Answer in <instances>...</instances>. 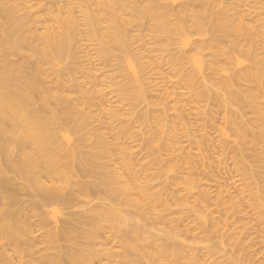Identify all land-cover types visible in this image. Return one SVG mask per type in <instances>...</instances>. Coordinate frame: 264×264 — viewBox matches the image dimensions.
Instances as JSON below:
<instances>
[{
    "label": "bare ground",
    "instance_id": "bare-ground-1",
    "mask_svg": "<svg viewBox=\"0 0 264 264\" xmlns=\"http://www.w3.org/2000/svg\"><path fill=\"white\" fill-rule=\"evenodd\" d=\"M166 1L168 0H97V1L95 0H71V2H76V5L80 6L79 9L81 10V14H82V20L80 19L82 22L81 25L83 26V28H85L84 32H86V36H87L86 38H88L87 40L88 41L90 40L91 42L94 41L93 44L97 42L96 45L98 46L97 47L98 53L99 55H101L99 57L100 58L102 57L106 61V59H110L111 55L113 57L114 52L120 51L122 54L123 53L125 54L126 59L129 61V64L132 67L134 66V64L136 66L138 65L137 68L138 69L140 68L141 71L144 70L143 69L144 63H141L140 61H138L139 58L133 59L135 58L136 55L135 53H134V56L133 54H131L130 46L132 44H130L131 39H129L131 28L139 24L138 20L145 19V18L146 20L148 19L147 21H149L150 23L149 24L150 26L148 28L155 35L160 36L163 34H170V35H179L181 37H185V34L189 28V26H187V23L190 22L191 24L190 26H192L190 28L194 27L196 32L199 33L200 36L201 35H211L210 36L211 38L209 41H206V42L203 41L202 42L203 44L202 45L200 44L202 47L209 45L210 43H217L218 46H225L224 44H227V41H229L232 37H234L235 34H241L247 37L250 34L248 30L243 28L241 25L235 26V28L234 26H232L233 27L232 28L230 25V23H232L230 21L231 18L228 17L229 14L228 15L226 14L227 10L224 11L221 9V11L214 12L213 6L210 5V0H190V3L183 10L175 14L171 13L172 10H170ZM217 1H220V0H217ZM0 6L2 7V10L0 11V264H33V263L34 264H182L184 263L181 260H184V261L188 260L187 261L188 264H201L202 260L200 262L197 256L195 257L190 256L189 259H187L188 257L187 255L189 253V252H186L187 249L185 250V247L182 246L183 244L180 245L181 243L179 242L176 243V241L182 237L181 233L183 234V232H185V234L187 233V235L188 234L190 235L189 236V238L191 237L190 240H193V238H196V237H193L194 233H192V230L195 229L196 227L193 228L194 226L193 227L191 226L192 229H190L188 226H187L188 228L184 227L185 222L187 221L186 220L185 222L183 221L184 226L179 228L177 225L180 223L175 224L178 218L177 219L174 218L175 220L174 219L167 220L168 218H166L167 216L164 214L167 212L166 211L167 209L169 210L171 209L167 203L169 202V200L166 199L168 198L169 195L171 196L172 199L176 200L175 204L176 203L177 204L175 206H180L181 204H183V201L185 203L187 201V200H181V198L179 199L180 194L175 196L177 192L181 191L180 189H178V187L176 188L178 191L175 194L174 192L176 191V189L174 191V189L172 188L173 195L170 194L171 192L169 193L168 191L167 196H166V191L170 190L171 187H176V185L180 184V182L183 184L182 187L186 185L185 189L188 186L190 187V185L193 187L196 183H198L196 182L197 178L194 179L195 177L193 176H195L196 174L199 175L198 172L202 170V169L200 170L201 167L199 168V166L197 168L194 167V165H196L195 164L196 162L195 163L191 162V158L193 157L190 155L192 153L189 155V153H187L188 150L184 152L185 150L182 151L181 149H178L180 147H177V150H175L176 145L174 146L173 144L174 149H172L171 146L169 145L170 143L169 141H171V137L173 136L171 135L169 136L167 134L166 128L167 129L172 128V127L170 128L169 127L170 125L168 126L167 124L170 123L171 125H173L171 122H173L174 120H178L179 122H181L182 121L181 119H183V114L177 113L179 112L177 111V112H174L175 113L174 115H171V116L169 115L170 116L169 117L165 113L167 111H164L166 110V108L160 111H154L156 109L153 110L151 108L152 106L156 105L157 107H159L161 106L160 103H163V105H165L166 101L164 100L165 102L163 101L161 102L162 100L161 97L160 98L157 97L156 94L154 95V93H152L153 95L152 97L156 96V101H152L153 99L150 100L148 98L149 95H145L146 91H143L142 89L137 90L138 88L136 89L137 92L133 93L132 95L131 94L132 92L128 90L130 87L127 86L128 87L127 88L125 86L126 84L124 85L125 87L123 85H120L122 86V88L124 87L126 88L125 90L130 92V93L129 92L126 93V91L123 88V90L125 91L123 93L129 94V95H126L128 97V100L130 101L132 99V101H130L131 106H134L133 103L134 102L136 103L137 100L140 103L142 102L140 100H143L142 103H145V105L143 106L147 108L146 111L142 110V114H140L139 116L136 115L135 113V115L138 116L136 117L137 120H139L142 123L139 125L141 126L144 125L145 126L144 128L146 127L149 128V126L152 127V125L150 124H153V123H154L153 124L154 126L157 124L160 125V126L157 125L158 127L155 126L157 128L155 131H154V128L153 130L149 128L151 129L152 132L150 133V130L148 129L147 132H149L150 135L146 136L147 135L146 134L145 135L146 138L145 136L143 135L141 136L140 134L141 138L144 137V139H141L143 142L141 144V141H140L139 144L145 146V148L146 147L153 148V150H151L153 153V156L154 155L156 156L157 154V158L154 159L155 161L154 164L159 167L161 166L162 170H163L162 165H165L166 163H169V164L173 163L170 165L171 168L169 167V169L173 170L172 168L173 166L175 168L174 172H177L176 173L178 175L177 178H179V183H177L178 181H175V179L177 180V178H175V174H174V178H169V179L175 181L176 183L175 186H174V183H172V186L168 185L169 186L168 189L163 191V188H162L163 186L161 185L162 190L159 189L158 191L157 190L155 191V189L153 190L154 187H152L151 185V180H154V176L151 175L153 178L150 177L148 173L146 172V170L148 169H144L147 166H149L150 168V165L145 164L147 165L146 167L142 165V167L139 168V169L141 168L142 169L137 170L135 166L140 160L137 161L138 159L135 158V156L139 152L137 154H134V152H132L131 150L132 148L130 149L131 146L127 147L128 146L127 144H126L127 146L123 145L125 144L122 141L123 138H125L123 137V135L129 133L128 131H130L129 130L130 126L127 127L128 126L127 125V126H122L125 128H122V129L120 128L121 129L120 132L118 131L119 136H120V133L121 134L123 133V135H121L123 138L120 137L122 140L119 139L120 141L118 143L114 142L116 140L113 141L115 145L112 146L114 148L111 151L109 149L110 147H108L109 145L106 146V144H109V143L105 142L106 143L105 144L102 137H98L97 142L95 143L93 142L94 144H92V146L91 145L86 146L85 143L88 139L86 135L84 136L80 135L75 140H71L70 136L67 134V132L71 130L74 131L76 134L80 133L87 122V118L84 115L85 113L82 112L78 108L79 107L78 104H75V102L78 101V99L74 100L71 97L72 99L71 101V99L69 98L70 95L66 96L65 93H63L64 95H61L60 93H58L61 91L60 89L61 87L63 88L64 83H66V81H71L70 72L71 74L73 72L70 70V68L60 69L57 66H60L61 63L64 64L65 60L73 59V56L75 55V53L73 54L71 51L74 50V48L72 47V44L74 43V40H76V37H78L77 29H79L81 26V25H78V22H76L78 18L75 20L73 14L71 13V11L69 12V10L67 13H65L63 10L60 13V10H57L58 9L57 8L56 13L54 12V14H52L51 11L50 13H48L52 15L49 17L53 19L54 21L53 23L55 24V26H51L53 25L52 22L50 26H47L49 24H47L46 26L45 24L40 25L42 26L43 30L39 31L38 30L39 28L37 25L40 22V20L37 21V18L34 15H32L30 8L32 9L33 7L26 5V0L25 1L24 0H0ZM60 9H62V7H60ZM46 10H49V9H46ZM186 13H189V15H186ZM187 16L190 18L189 21H187L186 19ZM172 18L174 19L175 23H172ZM41 22L42 23L40 24L44 23V21H41ZM140 28H142V26L139 27V29ZM218 31H220L221 35L216 36V33ZM185 42L186 44L190 43L189 39H185ZM196 43H197V48H194V49L199 50L200 48V47L198 48L199 44L198 42ZM199 43H201V41ZM242 46H243L242 44L240 45L238 43H235L232 46V50H234V52L237 51L238 53H240L243 51ZM193 47H196L195 43ZM229 53L230 52L224 51V54H225L224 63L226 66H229V67L232 65V67L230 68L232 70L233 63H232L231 57L229 56ZM10 56H14V57L16 56V57L21 58L20 59L21 62L19 63L17 62L18 64H15L16 62L15 61L13 62L12 58H11V61H12L11 62L9 58ZM252 64H253L252 66L243 68L238 72H234V74L227 77L226 79L218 80L217 87L227 93V97L224 98L221 96L223 107H226V108L228 107L227 110H225L227 111L225 112L226 115L228 114V117L225 116V120H226L225 124L229 123L228 125H231L230 124L231 121L236 120V122L234 123L235 129H233L236 134H233V135H236V138H237L234 141L236 142V144H233L232 142V144L235 147L230 148L229 146V148H225L226 149L225 150L223 147L226 146L228 142L226 144L223 143V145L224 144L225 145L224 146L220 145V147H222L228 153L230 151L233 152V155H235V158L237 161L236 167H238L237 170L239 169L241 171L240 175L243 174L244 180L247 181L248 187H250L248 189L249 195L247 194V198L249 197L252 202L255 201L251 204L257 206L258 203L261 204V202L262 203L264 202V150L259 149L262 147H259V148L256 147V144L258 143H261V144L263 143L264 145V62L261 63V60L257 59L255 61L254 59ZM45 65H51L53 67L56 66L58 68V69H55L56 67L54 68L55 69L54 74L56 75L55 78L56 80H58L57 82L59 83H56L55 81L50 82L51 80L50 81L48 80V81L52 84L50 83L48 84L45 82L44 77L46 73L43 69ZM209 68L212 70L210 73L211 76L213 75L215 77H216V74L218 75L217 73L218 71H222L223 69H225L224 67L220 66L218 63L213 62V61L211 62V66H209L208 69ZM22 71H24L25 74H23L24 72ZM219 75H220V72H219ZM211 76L209 77L211 80L215 78ZM46 77H48L47 79H49V76L46 75ZM139 79L138 77H136L135 83H132V84H137L141 88L143 80L141 81ZM165 79H168V78H165ZM130 84L128 83L127 85L131 86ZM66 86H68V84ZM78 86L76 87L74 85L75 88L73 87V89L75 91H78V89H80V87L78 88ZM234 86L240 87L239 92L233 89ZM70 87H68L70 92H68L69 91L68 88L63 91H65L66 93L68 92L67 94L74 92V91H71ZM169 88L171 89V87ZM134 89L135 87L133 88V90ZM172 89H175V88L172 87ZM80 90H82V87ZM80 90L78 93H81ZM199 91L197 93L204 95L206 92V95H208V92L205 90L201 89V91H203L204 94L203 92L200 93ZM82 92H83L82 98L81 96L79 98L80 101L84 102L83 98L84 100H86V98H89V99L92 98V96L91 97L88 96L90 94L86 93V91L85 92L82 91ZM152 92H154V90H152ZM115 93L117 94V92ZM150 95H151V92H150ZM146 99H149V100L147 101ZM165 99H167V96ZM168 99H170V97H168ZM122 101H123V98H122ZM146 102L147 103L150 102L151 105L147 104ZM153 102H158L159 106ZM78 103L80 102L78 101ZM148 106H151L150 108L152 110L148 109ZM246 108L248 109V112L246 111L247 110ZM243 109L247 113L251 114L253 117L251 119L250 118L248 119L247 113L245 111H243V113L241 112ZM117 111L114 110V108L109 109L107 115L111 119L110 122L116 119H117L116 122H119L120 120L123 123L125 121L128 122L127 120L128 118L125 119L124 117L123 118L125 119V121L121 119L122 117H120V120L118 121V117L124 116V115L121 111L120 112L122 114H120ZM135 115H132V116H135ZM185 116L187 115L185 114ZM106 120L108 121V119ZM137 120L135 119L134 121H137ZM211 120L213 121V118ZM237 120H238V123H237ZM122 122L119 123L120 127L123 124ZM155 122H158V123L156 124ZM179 122L177 124H179ZM208 123H209V120H208ZM175 124L176 123H174V126H176ZM112 127L113 126H111V128ZM143 132L145 131L143 130ZM170 132H173V131H170ZM117 133H116V136H118ZM135 137L139 138V136H135ZM156 137L161 138L163 141L161 140L162 142L157 144ZM207 138L208 139L205 140V142H207L208 140L210 141L209 137ZM176 140H177V137H176ZM121 141L123 142V144ZM177 142H174V143L177 144ZM229 143L231 145V142ZM191 144L195 146L196 145L201 146V141H199V144L197 141H192ZM200 146H199V149H201ZM203 146H205V144ZM206 146H207V143H206ZM190 147H193V146L191 145ZM226 147H228V145ZM145 148L143 147V149ZM196 148H198V146ZM84 149H87V150L85 151ZM194 150L196 149L194 148ZM200 151L202 152V149ZM225 151L223 153H225ZM110 152L111 153L115 152V154L113 155L114 157L110 154ZM164 152H166V155H168V159L166 160H163L162 158V155ZM231 152L229 154H231ZM174 153H178V154H174ZM147 154L149 155V153ZM110 155L114 159L115 157L118 158V159H115L116 162L117 161L119 162V160L122 161L121 165L113 161L118 166L120 165L119 168H115L111 164L113 162L110 161L111 159L109 160ZM223 156L225 155L223 154ZM200 158L202 157L200 156ZM248 159L249 160L251 159L250 161L253 162L252 165H250L249 162L244 163V160L248 161ZM203 160L205 161V159ZM203 160L201 159V163ZM179 163H183V164L185 163L184 166L186 165L189 166V167L187 166L188 176L185 175L186 171L183 168H181V165H178ZM203 163L205 164V162ZM155 165L151 166L153 167L152 169L154 170L159 168V167L156 168ZM209 166H211V164H209ZM209 166L206 165L207 171L208 169L210 168L212 169L213 167V166L212 167H209ZM160 169H158L157 172ZM166 169H164V171ZM213 169L211 170L212 172L211 171H209L210 173L207 172L210 176H212L211 173H213V171H215L216 168L214 170ZM162 170L161 172H158V173H161V175H162ZM179 170H182V172ZM164 171H163V174L167 176V173L165 174ZM203 171H204V168H203ZM145 172L147 173V175L145 174ZM154 172L156 173V171ZM180 172H181V176H183V173H185L184 174L185 177L184 176L181 177L179 175ZM158 173L155 174V179L157 178L156 175L158 176ZM205 173L206 171H204L202 174L200 173V176L201 175L204 176ZM202 176L200 178H203ZM210 176H207V177L209 178ZM159 178L161 179L160 176H158L157 179ZM81 179H87V180L82 181ZM164 179L169 180L168 178H164ZM201 182H200L198 189L202 188L200 187L202 186ZM153 183L154 182H152V184ZM166 183L169 184L168 182ZM159 184L160 183H158L157 185L160 186ZM203 184L205 185L206 183L204 182ZM219 184L218 186L216 185L217 188L221 187L222 189V186L224 185V183L222 184V186L221 184L220 185ZM157 185H155V187ZM158 186H157V189H158ZM164 187L167 188L166 186ZM224 189L227 190V186L225 188L223 187L222 189V192H221L223 193L222 197L224 195V192L226 191V190L223 191ZM215 192L217 193L218 191L216 190ZM186 193L188 194V191ZM193 194H190L191 196L188 195V197L192 198L195 195H197L196 196L197 198L195 200L199 202V203L197 202L198 206L199 205L201 207L203 206V211L205 209L204 207L207 208V206H209L208 205L210 204L209 202H211V204L213 202L214 204L215 198H216V201H217V198H219V194L217 195L213 194L214 200L211 201L210 194H212V192L211 191L206 192L204 189L203 191H200V192L196 191V193L194 195ZM228 194L229 195L231 194V195L230 197L226 198L227 200L220 201V202L217 201V206H215L217 208L211 209L214 211L211 214L216 213V214L222 215L223 213L224 215V210L226 209L225 206L228 205L227 203L233 204L232 201L235 199V197L232 196V193L231 192L229 193V190H227V195ZM20 196H24L27 199L22 200V197ZM165 199L167 201H165ZM241 199H238L239 201L237 200L239 204L241 202L240 201ZM193 202L196 203L195 201ZM242 202L244 203L243 200ZM248 202L249 201L246 202L245 207H248V204L250 203ZM256 202H258L257 205L255 204ZM185 203L184 205H186ZM213 204H212V207L214 206ZM184 205H181V206L185 207ZM218 205L222 207L224 206L223 208L221 207V210L224 209L222 212L221 211L218 212L219 207H220V206L218 207ZM262 205H264V203ZM55 206H59L64 210H69V212H67L68 213L66 217L67 219H64L63 221L65 226L62 229H57L56 227L49 228V225L51 223L48 222L47 216L49 213L55 212V211L53 210L49 212L48 210L49 208L51 207L53 208ZM158 206H162L163 210L158 211L157 210ZM194 206L196 207L195 204ZM194 206L189 204V207L191 208V210L189 207H187V209L189 208L188 210L186 209V207L185 209L187 210V212L189 211L192 212V210L194 212V209L197 212H199L197 208H194ZM261 206H259L258 209L259 211L262 212L261 208L264 209L263 208L264 206L263 207ZM28 207L31 210H33L34 215L32 213V215L30 216V212L29 211H28L29 213L26 212L27 210L26 208ZM226 207H228V209L230 210L229 207H233V206L228 205ZM239 208L240 206L236 208L238 210H235L236 211V213H234L235 220L230 224L232 227L233 225L235 226V221L240 219L241 217L240 215L241 214L244 215L246 213V212L242 213L239 210ZM73 209H76V210L72 211ZM214 209L215 210L218 209V210H216L215 212ZM229 210L227 211V213L229 212ZM245 211H247V209ZM204 212H206V209ZM237 212L239 213V215L237 216V220H236L235 214H237ZM248 212L249 211H247V213ZM249 213H248V216H249ZM175 214H178V213H175ZM263 214H264V211H263ZM64 215L66 216L65 213ZM223 215L221 216V218L217 215L218 217L216 220L212 218V215L209 216L211 217V221H209L210 223L209 225L208 220H206V218H209L208 216L206 218L204 216L198 217L196 213L194 216H197L198 219L202 221V223L207 221L206 223L208 224V225H205L206 223H203V225H201L202 223L201 224L199 223L200 220L199 222L196 223V226L199 224L200 226L199 225L198 226L202 230L201 231L202 233L200 234L204 233L203 235L206 234L205 238L209 237V234L214 231L213 229H216V226L219 225L215 222L216 221L218 222V220L220 219H221L220 222L225 221L222 219L223 217H225ZM32 216H37L39 218L36 224H34V222L31 223L30 219ZM192 216L193 214L191 215V218ZM139 218L141 219L140 222L142 221L141 223H138L139 221L137 219ZM198 219L196 221H198ZM246 220L247 219H245V221ZM178 221H180V218ZM164 222H166V224L168 223V225H170L171 228L165 227L166 229H164L163 227L162 229L159 228V230L158 229H154L155 231L152 230V228H154L152 226H154L155 223L161 224ZM183 222L181 224H183ZM222 223H225V222H221L220 224L223 225ZM32 225L39 227V229H43V230L46 229L45 231L42 230L43 231L42 241L44 240L45 242L43 244L45 245V248H41V249L46 250V246H47V249H53L54 251L52 255L50 254L51 256H49V254L47 255L48 258L46 256H43V257L39 256V260H36L34 259V257H32L31 250L34 249L35 253L33 252V254H36V255H37L36 251L39 250V249L36 250L35 248H33L35 247L34 246L35 240L30 238V235L32 233V228H33ZM226 226H227V222H226ZM231 226H229V228L232 230ZM245 226H244V229H246ZM36 227H34L33 229H35ZM217 229L221 232L218 226H217ZM218 230H215V232H213L214 234H216V236H217V233L218 235L220 234ZM259 231L260 232H258L257 230V232L259 233V236L257 237H260L259 239L261 241H258L259 240L258 239L257 245H259L261 242L263 246L264 226L261 229H259ZM232 232L235 233L234 229ZM249 232L247 234H249ZM221 233L224 235V231ZM226 233H227V230H226ZM39 234L41 235V233ZM200 234L198 235L201 236ZM229 234L230 236L232 235V233H229ZM233 235L235 236V234ZM195 236H197V234ZM230 236H227V239ZM231 239H232V236H231ZM257 241L255 239V243L253 245L251 244L252 242L251 243L249 242L248 245L250 247L252 246L254 247ZM112 243L115 244L113 245L114 247L117 246L119 248L117 252H112V250L110 251L106 248L109 244H112ZM245 243L246 242L243 241L241 244L247 247V244ZM238 244H240V242ZM241 244L240 246H237L234 249H233V246L232 248L230 247V249H232V253H230L231 251H229L231 255L229 257L233 260V262L231 261V263L233 264H245V261L247 262L251 261L250 259L251 256L248 257L249 256L247 255L248 253L247 254L243 253L246 247L243 248ZM192 248L194 249V247H191V250L188 249V251L190 250V252H193ZM250 249L251 248H249V250ZM36 255H35V258H36ZM189 255H192V254H189ZM198 257H199V254H198ZM40 258H42V260L46 258V261H40L41 260ZM115 258L117 260H114ZM26 259H29L28 260L29 262L26 261ZM179 261H181L182 263Z\"/></svg>",
    "mask_w": 264,
    "mask_h": 264
},
{
    "label": "rangeland",
    "instance_id": "rangeland-1",
    "mask_svg": "<svg viewBox=\"0 0 264 264\" xmlns=\"http://www.w3.org/2000/svg\"><path fill=\"white\" fill-rule=\"evenodd\" d=\"M95 1H97V0H95ZM32 3H34V4H32ZM166 3L168 5V7L170 8V10H172L171 13L172 14H175V13L183 10L190 3V0H170V1L168 0V1H166ZM26 5H29L30 7H33L32 9L30 8V11L32 12V15H34L37 18V21L40 20L39 23L37 22L38 23L37 26L39 28V29L38 28L37 29L39 31H42L43 30L42 29V26H40V25H44L45 24V26H46L47 24H49L47 26H50L51 25V22L52 23L54 22L53 19H51V17H49V16H52V15L48 14V13H50V11L52 12V14H54V12L56 13L57 10H60V13H61L62 10L65 13H67L68 10H69V12L71 11V13L73 14L75 20L78 18L76 20V22H78V25H81L82 24V22H81V20H82V14H81V10L79 9L80 6H77L76 5V2H71V0H56V1L55 0H34V1H32V0L31 1L26 0ZM210 5L213 6V11L214 12L221 11V9L224 10V11L227 10L226 11V14L227 15L229 14L228 17L231 18L230 21L233 23L232 24L229 21L231 27L234 26V28H235V26L241 25L243 28H245V29L248 30V32L250 33L249 36L247 37V36H243L241 34H235L234 37H232L229 40L230 42L227 41V44H224L225 46H218L217 43H210L209 45H206V46L202 47L201 46L203 44L202 42L203 41H205V42L206 41H209L210 38H211L210 37L211 35H201L200 36V34L196 32V30H195L194 27L193 28H190V27H192V26H190L191 25L190 22L187 23V26H189V28H188V30H187V32L185 34V37H181L179 35H170V34H163V35L158 36V35H155L153 32H151L150 29L148 28L150 26L149 25L150 24L149 21H147L148 19L147 20H146V18L145 19H141V20H138V23H139L138 25H135L134 27L131 28V31H130V34H129V39H131L130 40V44H132L130 46V48H131V50H130L131 51V54H133V56H134V53H135V55H136L135 58H133V59H136V58L138 59L139 58L138 61H140L141 63H144L143 64L144 65V68H143L144 70L141 71L140 68L139 69L137 68L138 65L136 66L134 64V66L132 67L129 64V61L126 59L125 54L124 53L122 54L120 51L119 52H117V51L114 52L113 57L111 55L110 56V59H106V61L102 57L100 58L99 56H101V55H99V53H98V49H97L98 46L96 45L97 42H95V44H93L94 41L91 42L90 40L89 41L87 40L88 38H86L87 37L86 36V32H84L85 31V28H83V26L81 25L80 28L77 29L78 30V37H76V40H74V43L72 44V47L74 48V50L71 51V52L73 54L75 53V55L73 56V59L65 60L64 61V64L63 63L60 64L61 67L60 66H57L60 69H63V68L69 69L70 68V70L73 72L72 74L70 72L71 81H66V83H64L63 88L62 87H61V89L59 88L61 91L58 89L60 91L58 93H60L61 95H64L63 93H65L66 96H69L70 95L69 96L70 99H71V97L74 100L75 99H78V101L80 103H78V101H76L77 103L75 102V104H78V106H79L78 108L82 112L85 113L84 115L87 118V122L88 123L86 122L84 128L82 129V131L80 133L76 134L72 130L69 131V132H67V134L70 136L71 140H75L80 135H82V136L86 135V137L88 138V139L86 138L87 139V141L85 143L86 146L87 145L88 146L89 145L92 146V144H94L95 142H97L98 137H102L104 143L105 142L106 143H109V144H106V143L105 144H106V146L109 145L108 147H110L109 149L111 151L114 148V147H112L113 145H115L114 142L118 143L120 140H122L120 137H122L121 135H123V133L122 134L120 133V136H119L120 130L122 128H125V127H122V126H127V125H128L127 127L130 126L129 127L130 129L128 128L130 130V131H128L129 133L127 132L128 134H125L127 136L123 135V137H125V138L122 137L123 138L122 141L125 144H123L122 141L121 142H122V144L124 146L126 144L128 145V146L126 145L127 147L131 146L130 149L132 148L131 150H132V152H134V154H137L139 152L137 154L138 156L137 155L135 156V158L138 159L137 161L140 160L137 163L138 165L136 164V166H135L137 170L140 167H142V165L144 167H146L147 165H150V168H149V166H147L148 168L146 167L144 169H148V170H146V172L148 173V175L150 177L154 176V180H151V185H152V187H154L153 190L155 189V191L156 190L158 191L159 189L162 190V188H163V191H165L166 189H168V187H169L168 185H171L172 186V183H174V186H175L176 185L175 181H178L177 183H179V178H177L178 175L176 174L177 172H174L175 171L174 170L175 168L173 166H172L173 170L172 169H169V167L171 168L170 165L173 164V163H171V164L166 163L165 165H162V167H163V170H162L161 166L159 167V166H157V165L154 164L155 163L154 159L157 158V154L155 153L156 156L155 155H154L155 157L153 156V153L151 151V150H153V148L152 147H150V148L149 147H146L148 149L147 150L145 148V146L139 144L140 141H141V144L143 142L141 140V139H144V137L141 138L142 135L145 136L147 134L146 136H149L150 133L152 132L151 129L153 130V128H154V131H155L157 129L156 127H158L160 125L157 124L158 122H155L158 125V126L155 125L156 127L153 125L154 123L153 124H150V125H152V127L149 126V128H151V129H149L148 127L144 128L145 127L144 125H142V126L139 125V124H142V123L139 120H137L136 117H138L140 114H142V110L143 111H146L147 108H145V106H143V105H145V103H142L143 100H140V101H142L141 102L142 104L138 100L137 101L134 100V101H136V103L135 102L133 103V105L136 108L135 109L134 106H131V102L130 101H132V99L129 101L128 100V97L126 96V95H129V94H126V93H128L130 91V92H132L131 94L133 95V93H136L137 90H141L142 89L143 91H146V94L145 95H149L148 98L150 100L153 99L152 101H156V96H157L159 98L161 97V99H162L161 102L162 101L163 102L166 101L165 105H163V103H160L161 106L158 105L159 104L158 102H153V103L157 104L159 107H157L156 105H155L156 107L155 106H152V107L151 106H148V109H151L152 108L153 110L156 109L154 111H160V110L166 108V110H164V111H167L168 112V113L165 112L168 116L169 115L170 116L171 115H174L175 114L174 112H177V111H179L177 113L183 114V119H181L182 120L181 122H179L178 120H174L175 122L173 121L174 123H176L175 124L176 126H174V123L173 122H171L173 125H171L170 123L167 124L168 126L170 125L169 126L170 128L172 127L171 128L172 130L166 128L167 134L169 136L170 135L173 136V137H171V141H169L170 143L169 142L168 143H169V145L171 146L172 149H174L173 147L176 145L175 146L176 147L175 150H177V147H180L178 149H181L182 151L185 150L184 152H186V150H188L187 153H189V155L192 153L190 155V156L193 157V158H191V162H193V163L196 162L195 164L197 166L193 164L194 167L197 168L199 166V168L201 167L200 170L201 169L202 170L200 172H198L199 175L196 174L197 177H196V175L193 176V177H195L194 179L197 178L196 182H198V183H196L194 185L195 187L193 186L194 189H193V187L191 185H190V187L188 186L185 189V186L186 185H184L182 187L183 184L181 182H180V184H177L176 187H171L170 186L171 189L172 188L174 189V191H175V189L177 187H178V189L181 190V191L179 190L181 192L180 193V192H177L178 190L176 189V191L174 192V194L176 192L178 194L176 193L175 196L180 194L179 199L181 198V200H187L186 203L183 201V204H181V205H184V203H185L187 206L186 205H184V206L187 209V207H189V204L190 205H193V206L195 204L196 207L194 206V208H197L198 211H199V212H197L194 209V212H193V210H192V212H190V211L187 212V210L190 207L186 210L185 207H183L181 205L180 206H175L177 204V203L175 204V201L176 200L175 199H172L171 196L168 194L170 196V198L168 196V198H166V199L169 200V202H167V203H168V205L170 206L171 209L170 210L167 209L166 210L167 212L165 211L166 213H164L167 216L166 218H168L167 220L174 219V218H176V219L178 218V220H179V218H180V221L177 220L176 223H175V224L180 223V224L177 225L179 228H181V227L184 226V222L186 220L187 221L185 222V226L184 227H186V228L189 227L190 229H192L191 226L192 227L194 226L193 228L196 227L195 229L192 230V233H194V236L193 237H196V238H193L192 237L193 240H190V238H191V237L189 238L190 235L189 234L187 235V233L185 234V232H183V234L181 233L182 237L179 240H177L176 243L179 242V243H181L180 245L183 244L182 246L185 247V250L187 249L186 252H189L188 255H187L188 256L187 259H189L190 256L191 257L197 256V258H198V260H200V262L202 260L201 264H230L231 261L233 262V260L229 257V256H231L230 253H232V249H230V247L232 248V246H233V249H234L237 246H240V244L243 241H245L246 242L245 244H247V247L246 246H243L241 244L243 246V248L246 247V249L244 250L243 253H245V254L248 253L247 254V255H249L248 257H250V256L252 257V258L250 257L251 261H248V262L245 261V264H264V244L262 246V244L260 242V244L257 245L258 244V241H261L259 239L260 237H257V236H259V233H258V232H260L259 229H261L264 226V222H263L264 219H262V218H264V214H263L264 209L261 208V210H262V212H261V211H259L258 208L264 202L263 203L261 202V204H259L258 202H256L255 203L256 205L258 203L257 206L251 204V203H253L255 201L252 202L249 197L247 198V194L249 195V190L248 189L250 187H248L247 181L244 180L243 174L240 175V172L241 171L239 169L237 170L238 167H236L237 161H236L235 155H233V152H231V151H230L231 154H229L230 152L228 153V152L225 151L226 150L225 148H229V146H230V148L231 147H235L233 144H236V142H234V141L237 138H236V135H233V134H236L233 129H235L234 128V123L236 122V120L231 121V123H230L231 125H228L229 123L225 124V122H226L225 116L228 117V114L226 115V113H225L227 111H225V110H227L228 107L227 108L226 107H223L222 97H224V98L227 97V93L217 87L218 80L226 79L227 77H229L232 74H234V72H238V71H240L243 68L252 66L253 65L252 63H253L254 59H255V61L257 59L258 60H261V63L264 62V0H220V1L210 0ZM60 7H62V9H60ZM46 9H49V10H46ZM1 10H2V7L0 6V11ZM64 12H62V13H64ZM186 15H189V13H186ZM49 19H51L52 21L49 20ZM186 19H187V21H189L190 18L187 16ZM41 21H44V23L43 24H40V23H42ZM172 23H175V21H174L173 18H172ZM139 25H141L142 28L139 29V27H141ZM145 25H146V27H145ZM51 26H55V24L53 23V25H51ZM146 28H147V30H146ZM219 35H221L220 31H218L216 33V36H219ZM133 38H135V39H133ZM142 39H144V40H142ZM185 39H189L190 43L189 44H186ZM200 41H201V43H199ZM196 42H198V44H199L198 45V48L200 47L199 50L198 49H194V48H197V43ZM194 43L196 44V47H193L194 46ZM235 43H238L240 45L241 44L243 45L242 46V50H243L242 52L238 53L237 51L234 52V50H232V46ZM230 46H231V48H230ZM192 47H193L194 50L192 49ZM132 51H134V52H132ZM224 51L230 52L229 53V56L231 57L232 63H233V69L232 70L230 69L232 67V65L229 67V66H226L225 63H224L225 62L224 61V59H225ZM111 57L114 58V59H112ZM9 58H10V61H11V58H12V61L13 62L14 61L16 62L15 64H18L19 62H21L20 61L21 58H19V57L10 56ZM152 58H153V60H152ZM103 61H105V62H103ZM111 61H113V62H111ZM212 61L218 63L220 66H222V67L225 68L222 71H218L217 72L218 75H219V72H220V75L219 76L216 74V77H215L213 75L211 76V74H210L212 70L210 68L208 69V67L211 66V62ZM115 64H116V66H115ZM112 65H114V66H112ZM55 67L56 66L53 67L51 65H45L43 67L46 75L49 76V79H47L48 77H46V75H45L46 78L44 77L45 82L48 83V84L50 82H52V81H55L56 83H59V82H57L58 80H56V78H55L56 75L54 74V71H55V69H58L57 67L56 68ZM106 67H108V68H106ZM119 68H120V70H119ZM116 69H118V70H116ZM78 71H80V72H78ZM22 72H24V71H22ZM25 72H26V70H25ZM25 72L23 74H25ZM208 74L211 77H215V78H213L211 80L209 78L210 76ZM51 77H52V79H51ZM136 77H138V79L140 78L139 80H141V81L143 80L142 81L141 88L137 84H132V83H135V78ZM217 77H219L220 79L217 78ZM105 78H106V80H105ZM165 78H168V79H165ZM48 80L49 81L51 80V81L49 82ZM175 81H176V83H175ZM88 82H89V84H88ZM202 82H204V83H202ZM128 83L129 84L131 83L130 84L131 86L127 85ZM50 84H52V83H50ZM67 84H68V86H66ZM93 84H95V85H93ZM74 85L76 87L79 85L78 88L80 87V89H81V87H82V90L78 89V91H75L73 89ZM120 85H123V86L125 85L126 87L128 86L132 90L129 88L128 89L129 91H127V90H125L126 88H124L125 87L124 86L123 88L126 91V93H123L125 91L123 90L122 86H120ZM148 85H149L150 88L148 87ZM68 87H70L71 91H74L75 93L74 92H71V93L67 94L68 92H70V90H69ZM119 87H121V88H119ZM132 87L133 88L135 87V89H134L135 91L133 90ZM169 87H171V89ZM172 87L175 88V89H172ZM67 88H68L69 91L67 90L68 92L66 93L63 90H66ZM86 88H87V90H86ZM159 89H160V91H159ZM201 89L207 91L209 96L206 95V92L204 94V92L201 91ZM233 89L239 92L240 87L234 86ZM79 90L81 91V93H78ZM152 90H154V92H152ZM82 91H84V92L86 91V93L90 94L88 96L89 97L92 96V98H90V99L89 98H86V100H84V98H83V101L84 102L80 101L79 98H80V96L82 98V93H83ZM198 91L200 93L203 92L204 95L197 93ZM115 92H117V94ZM150 92H151V95H150ZM152 93H154V95L156 94V96L152 97L153 96ZM95 94L97 95V97H96ZM215 94H217V95H215ZM162 96H163V98H162ZM166 96H167V99H165ZM132 97H134V96H132ZM168 97H170V99H168ZM97 98H98V100H97ZM122 98H123V101H122ZM124 98H125V100H124ZM72 99H71V101H72ZM149 99H146V100L148 101ZM129 103H130V105H129ZM147 104L151 105L150 102H148ZM171 106L172 107L174 106V107L172 108ZM113 108L116 111L118 110L117 112H119L120 114L123 113V115H124V116H119L118 117V121L120 120V117H122L121 119H123V121H125V119L128 118L127 119L128 122L125 121L126 122V123L124 122L125 124L121 120L119 122H116L117 119L114 120V121L112 120V122H110L111 119L109 118V116L107 115V113H108L109 109H113ZM128 110H129V112H128ZM130 110L132 111V113H131ZM181 110L182 111L184 110L183 112L187 116H185V114ZM233 110H234V108H233ZM211 111H213V112H211ZM243 111H245V110L243 109L241 112L243 113ZM246 111L248 112V109ZM208 112H209V114H208ZM214 112H216V113H214ZM135 113L138 116H136ZM212 113H214V114H212ZM156 114H157V112H156ZM248 114L249 113H247V116H248L247 118L248 119L249 118L251 119L253 116L251 114H249V115ZM132 115H135V116H132ZM207 115L208 116L210 115V116L208 117ZM250 115H251V117H250ZM130 117H132L133 119L130 118ZM134 118L138 122L137 121H134L135 120ZM185 118H187V119H185ZM212 118H213V121L211 120ZM106 119H108V121ZM205 119L206 120L208 119L209 120V123H208V120L206 121ZM210 120H211V122H210ZM215 120H217V121H215ZM238 120H237V123H238ZM177 121L179 122V124H177L178 123ZM120 122H122L124 124L123 125L121 123L122 124L121 127H120V124H119ZM132 122H133L134 125L132 124ZM195 122H197V123H195ZM112 123H114V124H112ZM111 126H113L115 128L112 127L113 128L112 129ZM230 127H232V128H230ZM148 129L150 130V133L147 132ZM143 130L145 132H143ZM170 131H173V132H170ZM116 133L118 134V136H116ZM173 133H175V134H173ZM140 134H141V136H140ZM135 136H139V138L138 137H135ZM146 136H145V138H146ZM176 137H177V140H176ZM207 137H209L210 141L208 140L207 142H205V140L208 139ZM158 138L156 140L157 144L163 141L161 138H159V140H158ZM198 139H199V141H201V146L200 145H196L195 146V145L191 144L192 141H197L198 144H199ZM114 140H116V141H114ZM225 140H226V142H225ZM211 141H212V143H211ZM136 142H137V144H136ZM174 142H177V144L174 143ZM229 142H231V145H230ZM232 142H233V144H232ZM206 143H207V146H206ZM223 143H225V144L227 143L226 146L228 145V147L224 146L225 144L223 145ZM173 144H174V146H173ZM190 144L193 147H190L191 146ZM204 144H205V146H203ZM220 145L221 146H224L223 148L225 150L222 147H220ZM262 145H263V143L262 144L261 143H258V144H256V147L257 148L262 147V148H259V149H263L264 150V147H263L264 145L263 146ZM141 146H142V148H141ZM197 146H198V148H196ZM199 146L201 147L202 152L200 151L201 149H199ZM215 146H216V148H215ZM143 147L145 149H143ZM194 148L196 150H194ZM84 150L86 151L87 149H84ZM149 150H150L151 153L149 152ZM196 151H198V152H196ZM224 151H225V153H223ZM112 153L110 152V154L113 156L115 154V152H112ZM147 153H149V155ZM227 153L229 154V156H228ZM247 153H249V152H247ZM150 154H151L152 157L150 156ZM174 154H178V153H174ZM215 154H216V156H215ZM223 154L225 156H223ZM163 155H162L163 160L168 159V155H166V152H164ZM110 156H109V160L111 159L110 161H112V162L113 161L116 162L115 159H118L117 157H115V159H114L113 158L114 156L113 157L111 156L112 158ZM141 156H143V157H141ZM200 156L202 158H200ZM148 157H150V158H148ZM231 157H232V159H231ZM201 159L202 160L205 159V161L203 160L202 163H201ZM250 160L249 159H248V161L247 160H244V163L249 162V164L252 165L253 162L250 161ZM115 162H113V163L110 162V163L115 168H119V166L121 165V162L122 161L119 160V162L118 161L116 162L117 164H120L119 166ZM151 162H152V164H151ZM203 162H205V164L207 163L206 165H208V166H209V164H211V166H209V167H212L213 166L214 169L216 168L215 171H213V173H211L212 176H210L207 172L211 171L213 169V167H212V169L210 168L207 171L206 165ZM145 164H147V165H145ZM184 164L183 163H179L178 165H181V168H183L186 171V174L183 173V176L185 177V175L188 174V170H187V166L188 165L184 166ZM153 165H155L156 168L159 167L158 169L161 168L158 172H161V170H162V175H161V173H158L157 172L158 169H155V170L152 169L153 167H151V166H153ZM166 168H168V169H166ZM203 168H204V171H206V173H205L206 176L205 175L204 176L201 175L204 179L203 178H200L201 177L200 176V173L202 174L204 172L203 171ZM205 168H206V170H205ZM141 169H139V170H141ZM164 169L168 170L169 172L166 171V170L164 171ZM222 169H224V170H222ZM182 170H179V171L182 172ZM154 171H156V173H158V176H160L161 179L160 178L157 179L158 178L157 175H156V177H157L156 179L157 180L155 179V174L156 173ZM163 171L165 172V174L167 173V176L163 174ZM176 171H178V170H176ZM146 172H145V174L147 175ZM181 172L179 173L180 176H181ZM226 173L227 174L229 173L228 174L229 176ZM174 174H175V178H177V180L176 179H175V181L174 180H170L169 178H174ZM170 176H172V177H170ZM183 176H181V177H183ZM207 176H210V177L208 178ZM164 178H168L169 180L164 179ZM210 178H211V180H210ZM163 179L165 180V182H164ZM81 180L82 181H86L87 179H81ZM200 180L203 183L205 182L206 184L204 185ZM160 181H162V182H160ZM152 182H154V183L152 184ZM166 182H168L169 184H167ZM200 182H201V185H202V186H200L202 188L201 189L199 188L200 191H203V189H204L206 192H210V191L212 192V194H210V200L211 201L214 200L213 199V196H214L213 194H215V195L219 194V198H217V201H219V202L220 201L227 200L226 198L230 197V195H231V194L230 195L229 194L227 195V190H229V193L231 192L232 193V196L235 197V199L232 201L233 204L227 203L228 205L233 206L234 208L233 207H229L230 208V210H229L228 207H226L228 205H226L225 206L226 209L225 210L223 209L224 210V215H223V213H222V215L225 216V217H223L222 219L225 220V221H221V222H225V223H222L223 225H221L220 224L221 223L220 222L221 219L218 220V222L217 221L215 222V223L219 224L217 226L220 228L221 232L224 231V235L226 234L227 236H230L229 233H232V235H231L232 236V239H231V236L227 239V236L226 235L224 236L217 229V226H216V229H213L214 230L213 232H215V230H218V232L220 233L219 235H221V236H219L218 233H217V236H216V234H214L212 232L214 236L212 235V233H210L209 234V237L205 238L206 237V234L205 235H203L204 233L203 234H200V233H202L201 232L202 230L199 228L200 225L199 224H198L199 226L197 225L198 228L196 226V223L199 222V220H200V219H198V217L204 216L206 218L207 216L209 217V216L212 215V218L216 220L217 217L220 215V214H216V213L215 214H211L212 212H214L211 209L217 208V207H215V206H217L216 198L214 200L215 203L213 204V202H212V204L214 205L213 207H212L211 202L208 201L211 205L208 204L209 206H207V208L204 207L206 209V212H204L205 209L203 211V206L201 207L200 205L199 206L197 205V202L198 201L195 200L197 198L196 197L197 195L194 196L195 198L194 197H192V198L191 197L190 198L188 197V195H190V194H193V193L195 194L196 191L197 192H200L199 189H198V187L200 185ZM216 182H218V183H216ZM222 182L224 183L223 186H222V184H223ZM158 183H160L159 184L160 186L157 185ZM219 183L220 184L222 183L221 184L222 189H223V187L225 188L227 186V190L226 189L223 190V191L226 190L224 192V195L225 196L223 195V197H222V194L223 193H221L222 192L221 187L220 188L219 187L217 188V186H218ZM214 184H215V186L217 185L216 186L217 189L215 188ZM229 184H230V186H229ZM155 185L158 186V189H157V186L155 187ZM164 186H166L167 188H165ZM241 187H242V189L244 191L241 189ZM173 189L171 191L170 190H167L166 191V196H167V192L168 191H169V193L171 192L170 194H172ZM216 190L218 191L217 193L215 192ZM187 191H188V194L186 193ZM189 191H191V192H189ZM20 197H22V200H26L27 199L24 196H20ZM166 199H165V201H167ZM188 199H189V201H188ZM238 199H241L240 200L241 201L240 204L238 203V201H239ZM244 199L246 200V202L247 201L250 202V203L248 202L249 203L248 204V207H245L246 202H245ZM242 200L244 201V203L242 202ZM193 201H195L196 203H194ZM177 202H178V200H177ZM219 202H218V204H219ZM187 203H189V204H187ZM242 203H243V205H242ZM25 205H26V203H25ZM237 205L240 206L239 210L242 213L243 212H246V213L243 215L240 212V214H241L240 216L241 217L239 216L240 219L237 220V216L239 215V213L237 212V214H235V218H236L237 221H235V226L233 225V227H232L230 224L235 220L234 219V213H236L235 210H238V209H236V208H238ZM249 205H251V206H249ZM219 206L220 205H218V207ZM263 206L264 205H262L261 207H263ZM200 207L202 208V210H201ZM221 207L222 206L219 207V211L218 212H220V211L222 212L223 211V210H221ZM199 208H200V210H199ZM26 209H27L26 212L29 211L30 212V216H31L32 213H33V210H31L29 207L26 208ZM246 209H247V211L250 212V213L248 212L249 213V216H248L247 211H245ZM250 209H252V210H250ZM53 210L55 212H51L47 216L48 222L51 223L49 225V228H54V227H56L57 229L64 228L65 224L63 223V221H64V219H67L66 218L67 217V214H68L67 212H69V210H64V209H62L59 206H55L53 208L52 207L49 208L48 211L50 212V211H53ZM75 210L76 209H73L72 211H75ZM157 210L158 211H161V210H163V207L162 206H158L157 207ZM190 210H191V208H190ZM216 210H218V209H216ZM216 210H215V212H216ZM228 210H229V212L227 213ZM242 210H244V211H242ZM170 211L171 212L173 211V212L171 213ZM180 212L182 214L184 213L185 215L184 214L182 215ZM231 212H232L233 216H232ZM64 213L66 214V216L64 215ZM173 213L174 214L175 213H178V214H175L174 215ZM196 213H197V216L198 217L197 216H194ZM192 214H193V216L191 218V215ZM246 214H247L248 217L246 216ZM33 215H34V213H33ZM222 215H220L219 217L221 218ZM229 216H230V218H229ZM189 218H191V219H189ZM209 218H206V220H208V224L210 225L209 221H211V217H209ZM38 219L39 218L37 216H32L30 220H31V223L34 222V224H36V222H37ZM197 219H198V221H196ZM245 219H247L246 220L247 223H246ZM30 220H29V222H30ZM137 220L139 221L138 223H141L142 222V221L140 222V220H141L140 218L137 219ZM191 221H193V222H191ZM182 222H183V224H181ZM206 222L207 221H205L203 223H206ZM226 222H227V226L228 227L226 226ZM236 222H238V223H236ZM199 223L201 224L202 221L200 220ZM203 223L201 225H203ZM165 224H166V222L161 223V224L155 223L154 226H152V227H154V228H152V230H154V229H158L159 230V228L162 229L163 227H164V229H166L165 227L171 228V226L168 225V223L166 225ZM193 224H195V225H193ZM208 224L206 223L205 225H208ZM245 224H246V226L248 228L245 226ZM155 225H157V226H155ZM224 225H225V227H224ZM32 226H33V228L36 227L35 225H32ZM229 226H231L232 230L229 228ZM244 226H245L246 229H244ZM240 227H242L244 230L242 228H240ZM33 228H32V233L30 235V238L35 240V244H34L35 247H33V248H35L36 250L37 249H39V250L36 251V253H37V255H36V254H33V252L35 253V251H34V249H32L33 250V251L31 250L32 257H34V259H36V260H39V256H41V257L46 256L48 258L47 255L49 254V256H51L54 253V251H53V249H47V246H46V250L45 249H43V250L41 249V248H45V245H43L45 242H44V240L42 241V239H43L42 238V235H43V231H45L46 229H44V230L43 229H39V227H36L35 229H33ZM49 228H47V229H49ZM147 228H149V227H147ZM198 229H200V230H198ZM233 229H234L235 233L232 232ZM226 230H227V233H226ZM257 230H258V232H257ZM248 232H249V234H247ZM39 233H41V235ZM250 233L252 234V236H251ZM196 234H197L198 238H197V236H195ZM198 234H200L201 236H199ZM233 234H235V236ZM245 234L247 235V237H246ZM200 237H201V239L202 238L203 239L201 240ZM209 238H210V240H209ZM243 238H244V240H243ZM194 239L196 241H198V242H196ZM198 239H200V240H198ZM255 239H256V241L258 239L259 240L254 245V247L253 246L250 247L248 245L249 242L250 243L252 242L251 244L253 245L255 243ZM40 241H42V242H40ZM239 242H240V244H238ZM113 245H115V244L114 243L109 244L106 248L108 250H110V251L112 250V252H117L119 250V248L117 246L114 247ZM248 246L252 250L251 249L249 250ZM191 247H194V249L192 248V251L193 252H190ZM258 247H259V249H258ZM261 247H263V248H261ZM188 249H190V250L188 251ZM113 250H115V251H113ZM46 251H48V252H46ZM229 251H231V252L229 253ZM189 254H192V255H189ZM198 254H199V257H198ZM35 255H36V258H35ZM226 257H228V258H226ZM40 259H41L40 261H46V258H44L43 260H42V258H40ZM28 260L29 259H26V261H28ZM114 260H117V259L115 258ZM181 261L184 262L185 264H188L187 263L188 260H186V261L181 260ZM181 261H179V262H181ZM184 263H182V264H184ZM231 264H233V263H231Z\"/></svg>",
    "mask_w": 264,
    "mask_h": 264
}]
</instances>
